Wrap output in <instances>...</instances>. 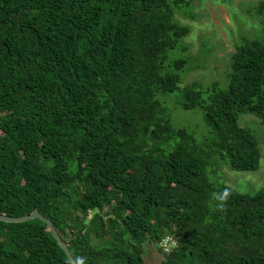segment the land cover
<instances>
[{
  "label": "trees",
  "instance_id": "16d2710c",
  "mask_svg": "<svg viewBox=\"0 0 264 264\" xmlns=\"http://www.w3.org/2000/svg\"><path fill=\"white\" fill-rule=\"evenodd\" d=\"M187 3L0 0V214L40 212L78 264H146L145 243L163 264H264V187L242 193L209 176L260 166L239 119L264 121V40L241 36L226 88L180 87L206 65L175 17ZM250 6L264 33V0ZM175 91L183 110L202 111V141L173 125L159 96ZM0 264L72 263L33 219L0 220Z\"/></svg>",
  "mask_w": 264,
  "mask_h": 264
},
{
  "label": "rangeland",
  "instance_id": "374dc122",
  "mask_svg": "<svg viewBox=\"0 0 264 264\" xmlns=\"http://www.w3.org/2000/svg\"><path fill=\"white\" fill-rule=\"evenodd\" d=\"M258 0H188V3L176 13V18L181 23L191 27V34L184 40L189 46V55L195 63L205 62L202 69L191 71L185 80L179 85L194 80L210 83L212 80H220V86L226 88L228 80L222 79L227 70L230 58L240 43L242 35L257 37L264 40V33L257 18L250 16V3ZM192 3V7H191ZM193 9L197 19H184V13H190ZM205 46L211 48L208 57L202 55ZM192 64V62H190ZM188 63L184 71L190 67ZM185 73V72H184ZM182 74V73H181ZM165 106L171 112L172 123L175 127L186 128L198 141H202L208 133L203 113L200 109L183 110L180 106L181 96L178 91L159 96ZM239 124L252 131L259 143L261 152L260 166L256 171H235L227 165L222 169H209L212 181L225 183L242 193L254 194L264 187V121L252 114H243ZM144 260L146 264H163L164 256L152 244L145 243Z\"/></svg>",
  "mask_w": 264,
  "mask_h": 264
},
{
  "label": "water",
  "instance_id": "95a60500",
  "mask_svg": "<svg viewBox=\"0 0 264 264\" xmlns=\"http://www.w3.org/2000/svg\"><path fill=\"white\" fill-rule=\"evenodd\" d=\"M33 219H40L43 222H45L46 224H48L49 230L52 232L54 238L59 243V245L63 248L66 255L70 259L71 263L72 264H78L77 261L74 259L73 255H72V253L68 247V244L63 240V238L61 237V235L57 231L53 222L50 219L43 216L40 212L34 211L30 215H25V216H21V217H10V216L0 214V220L8 222V223H21V222H27V221H30Z\"/></svg>",
  "mask_w": 264,
  "mask_h": 264
},
{
  "label": "built area",
  "instance_id": "2783aa9c",
  "mask_svg": "<svg viewBox=\"0 0 264 264\" xmlns=\"http://www.w3.org/2000/svg\"><path fill=\"white\" fill-rule=\"evenodd\" d=\"M176 243L170 239H166L165 241H163L161 244H160V247L163 249L164 252H169L171 247L175 246Z\"/></svg>",
  "mask_w": 264,
  "mask_h": 264
}]
</instances>
